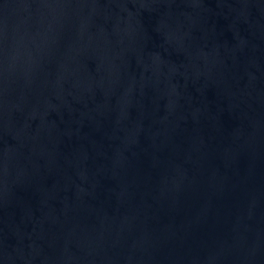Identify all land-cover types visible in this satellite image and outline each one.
I'll return each instance as SVG.
<instances>
[{"label":"water","instance_id":"95a60500","mask_svg":"<svg viewBox=\"0 0 264 264\" xmlns=\"http://www.w3.org/2000/svg\"><path fill=\"white\" fill-rule=\"evenodd\" d=\"M0 264H264V0H0Z\"/></svg>","mask_w":264,"mask_h":264}]
</instances>
